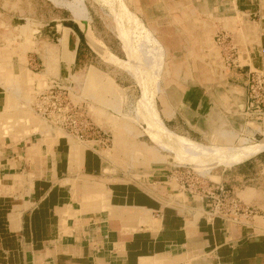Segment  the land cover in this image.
I'll return each mask as SVG.
<instances>
[{
  "label": "crops",
  "instance_id": "obj_1",
  "mask_svg": "<svg viewBox=\"0 0 264 264\" xmlns=\"http://www.w3.org/2000/svg\"><path fill=\"white\" fill-rule=\"evenodd\" d=\"M112 1L149 40L152 71L157 78L163 51L154 31L153 36L142 17L128 10L122 0H105L106 6L112 7ZM139 1L148 22L163 5L167 12L175 13L174 21L187 27L188 32L197 20V6L205 8L212 18L206 20L211 23L226 19V27L240 33L242 57L228 67L226 82L198 78L182 87L174 85L159 102L160 116L156 102L151 106L150 96L143 99L144 132L154 146L136 141L135 146L132 142L137 160L125 157L113 137L110 146L102 145L97 138L77 140L62 130L31 137L24 143L0 141V264H264V192L242 185L248 177V162L253 163L264 150L226 163L229 169L209 174L205 182H195L187 189L188 180L177 179L165 162L185 165L183 158H188L159 143L155 121L160 120L169 135L182 140L198 143L210 138L208 146L212 147L228 143H222L224 130H242L249 73L259 71L264 75V0ZM215 7L218 10L213 13ZM65 13L58 12L42 25L39 32L43 44L58 46L54 51L41 52V48L42 59L59 57L57 78L79 72L89 81L100 80L97 84L103 86L111 81L124 94L118 100L122 111L131 86L116 73H112V79L104 78L94 68V59L98 56L129 77H138L140 82L142 73L136 65L141 71L148 67L118 38L116 29L114 36L121 41L127 60L109 51L90 30L84 7L80 18L84 33ZM1 20L4 24V18ZM187 37L193 48L191 38L197 37L195 32ZM90 42L95 43L94 48ZM99 46L112 63L99 54ZM170 50L174 54L181 52ZM36 59L42 66L41 57ZM2 88L0 112L9 102L0 84ZM113 126L107 125L112 130ZM254 128L259 134L263 132L262 140L241 148L264 143V128ZM122 131L131 138L140 136L125 123ZM161 151L172 152L175 159ZM263 175L264 168L259 170V177ZM210 186L223 187L242 204L247 201L260 210L256 211L258 217H250L247 222L226 220L220 215L211 217L214 201L208 192Z\"/></svg>",
  "mask_w": 264,
  "mask_h": 264
},
{
  "label": "rangeland",
  "instance_id": "obj_2",
  "mask_svg": "<svg viewBox=\"0 0 264 264\" xmlns=\"http://www.w3.org/2000/svg\"><path fill=\"white\" fill-rule=\"evenodd\" d=\"M122 2L128 10L138 15L139 18L142 17L143 24L151 35L154 31V35L157 37L155 39L163 52L161 70L157 78H155V72L151 70L153 68L141 71L140 66L136 65L137 71L142 73L141 82L138 78L132 75L129 77L117 67L103 62L98 56L94 59V68L104 78L110 77L112 79V73H116L124 83L131 86L129 92H127L128 97L125 99V106H122L121 111L118 100L124 94L121 95L120 90L115 88L111 81L108 83L109 85L103 82V86L102 83L97 84L100 80L89 81L83 76V73L79 72L62 74L61 77L57 78L55 72L58 69L59 57L57 56L56 59L52 58L49 61L42 59L40 55L41 48L42 52L44 49L54 51L58 47H55L54 44L50 47L43 44L39 32L43 27L42 25L61 11L63 14L66 12L69 18L80 26L83 31L85 27L80 18L84 16V7L90 19L89 28L93 35L119 59L126 61V55L120 47L122 43L114 36L115 29L117 31L115 18L109 10H106L105 0H0V84L4 86L6 92L4 93L5 95L8 94L6 97L9 100L7 106L0 112V141L24 143L31 137L46 136L52 131L59 132L61 131L60 128L51 121V111L60 110L59 112L64 114L77 111L83 112L104 133V137L109 140L107 146H110V140L113 137L114 144L120 147L125 157L137 160L138 158L133 157L134 144L135 146L136 143H139V145L143 143L150 147L154 146L144 132L146 125L142 120L144 109L141 101L143 99L150 96L153 104L154 101L156 102L160 116L159 109L161 107L159 102H161V98L166 95L167 91L174 89V85L182 87L187 81L197 80L198 78L202 81L219 80V82H226L225 72L230 67L228 64V51L215 44L214 36L217 33L226 32L236 46L240 43L238 42L239 37L241 38L237 30L226 27L229 24L225 21L226 19L223 21L216 20L217 22L214 20L215 23H211L206 20L212 18L205 12V8L197 6V20L191 24L193 27H189L190 31L188 32L187 27H184V25L181 27L182 25H178L174 21L173 14L175 13L172 11L167 12L163 5L153 17V21L148 22L146 20L147 15L141 10L139 0H122ZM118 9L123 13L122 8L119 7ZM217 10L218 8L215 7L213 13ZM187 12L190 16L189 10ZM3 18L4 24L1 23ZM9 22L13 26H9ZM190 32H195L197 36L191 38L193 48L189 46L190 40L187 37ZM234 32H237V35ZM84 36L86 40V35L84 34ZM241 40L244 42V39ZM89 44L93 48L95 47V43L90 42ZM238 47L241 48L242 44L240 43ZM171 48L181 52L174 54L170 50ZM240 48L239 56L241 58L243 50ZM182 49L184 53H182ZM187 50L188 52H186ZM39 56L42 59V66H40L41 62L36 59ZM234 57L236 55L232 59ZM11 70L18 71V73L14 74ZM53 75L55 78L52 77ZM104 81L106 82V80ZM0 90L3 91V88ZM108 90L111 93L106 92ZM43 96L48 98L46 104H43L44 107H41L40 102ZM38 105L40 106L38 107ZM112 105L114 106L112 107ZM110 120H112V123ZM124 123L140 136L137 138H131L127 134L124 136L122 131ZM107 125L109 127L114 125L113 130ZM257 125L264 128L263 116H245L242 130L236 132L234 130H224L225 138L222 143H228L223 146L241 147L258 143L263 138V132L259 134L256 131L254 127ZM243 137H246V139H243ZM205 139L198 142V144L212 148V146H208L211 139ZM132 142L134 144L131 145ZM161 153L174 157L172 152L164 151L163 153L161 151ZM183 160L185 165L165 162V166L171 168L173 173L175 172L177 179L181 180V177H185L188 180L189 183L185 182L187 189L195 182H205L209 178V174L212 175L216 171L223 168L229 169L230 167V165H222L223 163H196L185 158ZM248 164H250L246 173L248 177L245 178L246 182L242 185L264 192V175L262 178L259 177V170L264 168V166H261V164H264V152L260 153L253 163L251 161ZM181 188L183 189V187ZM256 211L260 212L259 209H256Z\"/></svg>",
  "mask_w": 264,
  "mask_h": 264
},
{
  "label": "built area",
  "instance_id": "obj_3",
  "mask_svg": "<svg viewBox=\"0 0 264 264\" xmlns=\"http://www.w3.org/2000/svg\"><path fill=\"white\" fill-rule=\"evenodd\" d=\"M228 36V37H227ZM230 35L226 32L217 33L214 36V42L221 48L226 49L227 56H229L228 64L234 65L237 63L239 57V47L233 43ZM236 55L232 59V57ZM235 61V62H234ZM247 97H246V116H263L264 115V75L259 71H252L249 73L248 85H247ZM47 98L43 96L40 102L41 107H44L47 102ZM38 105V107L40 106ZM54 105V104H53ZM66 109V108H64ZM60 110L51 111L52 120L54 124L64 131L67 135L77 140L95 139L102 140V145H106L108 141L104 137V133L89 120V118L83 112L74 111L72 113L64 114L60 113ZM202 183L198 181L197 184ZM207 186V185H205ZM209 189V195H211L213 202V208L210 212V216L220 215L224 219L239 222L242 218L249 219L256 210L251 206H245L236 197L230 194L221 186L207 187ZM207 194V193H206ZM208 195V194H207Z\"/></svg>",
  "mask_w": 264,
  "mask_h": 264
},
{
  "label": "bare ground",
  "instance_id": "obj_4",
  "mask_svg": "<svg viewBox=\"0 0 264 264\" xmlns=\"http://www.w3.org/2000/svg\"><path fill=\"white\" fill-rule=\"evenodd\" d=\"M115 3L116 2L112 1V7L108 6L106 10H109L111 15L115 18L118 38L132 51V53H134L137 57H141V60L145 67L147 66L148 68H153L151 65V57H153V55L151 56L150 52L152 46L149 40L146 39V37L142 34L141 30L134 23L130 22L124 17V14L119 11ZM98 52L104 59L112 63V60L106 56L102 47H98ZM153 105L154 104H152L151 106ZM155 121L157 129L159 131V143L163 146H167L175 151L180 152L185 157L190 159V161L196 163L216 162L225 163L226 165V163L231 162L232 160L252 156L256 154L259 150H264V143L258 147L250 148L207 147L198 143H194L192 141L182 140L180 138L169 135L166 129L160 123V120L158 121V119L156 118ZM52 123H54V121H52ZM245 202L246 203H244V205L248 207L250 204L247 201ZM255 217H258V214H254L251 219H254ZM241 220L243 222L248 221V219L246 218H242Z\"/></svg>",
  "mask_w": 264,
  "mask_h": 264
},
{
  "label": "trees",
  "instance_id": "obj_5",
  "mask_svg": "<svg viewBox=\"0 0 264 264\" xmlns=\"http://www.w3.org/2000/svg\"><path fill=\"white\" fill-rule=\"evenodd\" d=\"M253 156V155H252Z\"/></svg>",
  "mask_w": 264,
  "mask_h": 264
}]
</instances>
